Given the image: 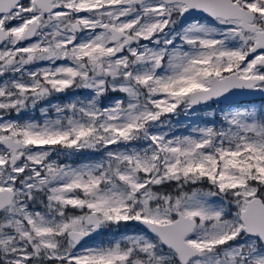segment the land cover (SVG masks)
Returning <instances> with one entry per match:
<instances>
[{
    "label": "rangeland",
    "instance_id": "rangeland-1",
    "mask_svg": "<svg viewBox=\"0 0 264 264\" xmlns=\"http://www.w3.org/2000/svg\"><path fill=\"white\" fill-rule=\"evenodd\" d=\"M123 1L54 0L42 14L24 0L0 15V135L28 142L13 161L0 145V187L14 191L0 210V264H174L124 220L176 210L196 219L185 239L201 253L188 264H264V244L238 218L241 197L263 187L264 198V100L189 103L210 74L264 75L262 52L247 54L254 34L232 18L183 21L176 1ZM236 1L264 28V0ZM31 18L39 28L19 43ZM104 21L130 36L118 53ZM200 172L212 191H149L148 181ZM92 212L104 232L72 243L67 231L89 230Z\"/></svg>",
    "mask_w": 264,
    "mask_h": 264
},
{
    "label": "water",
    "instance_id": "water-1",
    "mask_svg": "<svg viewBox=\"0 0 264 264\" xmlns=\"http://www.w3.org/2000/svg\"><path fill=\"white\" fill-rule=\"evenodd\" d=\"M23 0H0V14L8 13L14 9V6ZM39 11L47 13L54 7V0H32ZM142 0H126L125 4L138 3ZM164 2L177 1L183 6L179 11L180 18L183 21L192 19L196 16H204L210 19H236L238 25L244 30L254 34V40L247 48V54L262 52L256 64L264 69V28L254 21L255 13L252 9L239 4L236 0H163ZM111 35L113 40L123 37L122 44L129 40L125 33L115 26L103 23L101 25ZM39 21L32 19L26 23L20 32L19 42L24 43L32 39L37 29ZM72 29L77 28V23L73 22ZM7 38V32L0 26V45ZM120 47L114 51L118 53ZM263 76H243L235 71H229L221 76L210 74L207 79V85L196 87L189 91V103L192 106L218 101L225 104H234L237 102H250L264 98ZM0 145L6 148L13 161L19 158V151L26 148L28 143L9 134L0 135ZM14 191L9 187H0V210L11 203ZM242 206L238 210V218L241 223V229L246 235L257 238L264 244V201L259 195L250 197H241ZM83 222L89 226V230L69 229L67 237L74 244H79L91 239L100 232L105 226L97 213H89L84 217ZM129 222L139 228L141 231L153 235L162 247L170 249L178 264H188L189 261L201 253L200 248L188 243L185 237L194 229L196 219L192 216L176 210L174 216L167 221H155L142 216L132 217Z\"/></svg>",
    "mask_w": 264,
    "mask_h": 264
},
{
    "label": "trees",
    "instance_id": "trees-1",
    "mask_svg": "<svg viewBox=\"0 0 264 264\" xmlns=\"http://www.w3.org/2000/svg\"><path fill=\"white\" fill-rule=\"evenodd\" d=\"M257 100L262 101L264 100V98H260ZM55 152L58 153L57 150ZM46 160H48V157L46 158ZM248 179L250 180L252 184L256 182V179H254L252 176L248 177ZM148 188L152 194H158L163 197L170 198V199L177 198L181 195L188 194L192 191L209 192L213 190L212 184L208 180L207 174L205 172H200L194 178H188L180 173H177L176 176L174 177H163L157 181H148ZM256 193L262 198V200H264L263 187L261 190H257ZM124 222L126 224L130 223L129 220L127 219H125ZM104 230L102 232H104ZM149 237L152 238V240L156 243V247L158 249H162V246L160 245L158 240L153 235L149 234ZM173 261H174V264H178L176 260L173 259ZM58 262H59L58 260L53 259V258H48L43 261L44 264H58Z\"/></svg>",
    "mask_w": 264,
    "mask_h": 264
},
{
    "label": "flooded vegetation",
    "instance_id": "flooded-vegetation-1",
    "mask_svg": "<svg viewBox=\"0 0 264 264\" xmlns=\"http://www.w3.org/2000/svg\"><path fill=\"white\" fill-rule=\"evenodd\" d=\"M23 1H24V0H23ZM23 1H22V2L20 1V2L23 3ZM124 1H126V0H124ZM124 1H123V3H124ZM142 1H144V0H142ZM142 1H140V2H142ZM32 2H33V1H32ZM140 2H138V3H140ZM176 2H177V1H176ZM138 3H130V4H126V5L138 4ZM179 3H181V2H179ZM17 4H18V3H17ZM54 4H55V5H54V7H55V6H56V3L54 2ZM124 4H125V3H124ZM181 4H182V3H181ZM15 6H16V5H15ZM15 6H14V7H15ZM34 6H35V5H34ZM54 7H53V8H54ZM38 10H39V9H38ZM81 10H82V9H81ZM39 12H41V11H39ZM49 12H50V11H49ZM41 13H42V14H45V13H43V12H41ZM2 14H4V13H1L0 15H2ZM194 18H196V17H194ZM32 19L38 20V21H39V25H40L41 20H40V19H36V18H31V19L27 20V22L30 21V20H32ZM208 19H209V18H208ZM27 22H26V23H27ZM73 22H76V23H77V28L75 29V30H77L79 26H78V22L75 21V20H72V21H71V23H70V27H71V25H72ZM105 22L108 23V24H110L109 22L104 21V22L101 23V25H102L103 23H105ZM26 23H25V25H26ZM25 25H24V26H25ZM101 25H100V27H101L103 30H105L106 32H108V31H107L105 28H103ZM111 25H112V24H111ZM0 26H2V27L4 28V30L6 31V28H5L4 25H0ZM24 26H23V28H24ZM113 26H114V25H113ZM23 28H22V29H23ZM22 29H21V30H22ZM73 30H74V29H73ZM6 32H7V31H6ZM20 32H21V31H20ZM123 32H124V31H123ZM108 33H109V32H108ZM124 33H125V36H128V37H129V40H128V41H130V36L127 35L126 32H124ZM109 35H110V33H109ZM19 36H20V33H19ZM19 36H18V39H19ZM7 37H8V32H7ZM110 38H111V40H113L112 37H111V35H110ZM118 40H122V41H123V37L120 38V39H117V40H113V41H118ZM122 41H121L119 47H120L121 45H125V44H126V43L122 44ZM18 42H19V40H18ZM26 42H27V41H26ZM19 43H20V42H19ZM116 49H117V48H116ZM116 49H115V50H116ZM115 50H114V51H115ZM119 52H120V51H119ZM262 83H264V82H262ZM19 139H20V138H19ZM21 140H22V139H21ZM27 143H28V142H27ZM1 146H2V145H1ZM27 146H28V145H27ZM2 147H3V146H2ZM3 148H4V147H3ZM5 149H6V148H5ZM6 150H7V149H6ZM22 150H23V149H22ZM7 151H8V150H7ZM8 152H9V151H8ZM9 154H10V153H9Z\"/></svg>",
    "mask_w": 264,
    "mask_h": 264
}]
</instances>
